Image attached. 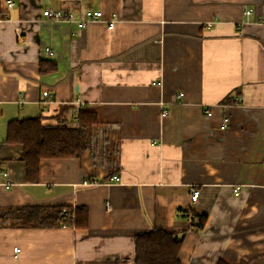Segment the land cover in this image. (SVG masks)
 <instances>
[{
  "label": "crops",
  "instance_id": "obj_1",
  "mask_svg": "<svg viewBox=\"0 0 264 264\" xmlns=\"http://www.w3.org/2000/svg\"><path fill=\"white\" fill-rule=\"evenodd\" d=\"M11 1L0 0V208L82 205L87 223L0 225V264H134L135 236L154 227L182 236L181 264H264V0ZM243 6L254 13L237 25ZM45 8L118 20L78 28ZM79 110L97 116L89 147L41 159L28 182L8 122ZM187 208L207 215L201 229Z\"/></svg>",
  "mask_w": 264,
  "mask_h": 264
},
{
  "label": "trees",
  "instance_id": "obj_2",
  "mask_svg": "<svg viewBox=\"0 0 264 264\" xmlns=\"http://www.w3.org/2000/svg\"><path fill=\"white\" fill-rule=\"evenodd\" d=\"M53 69V65L40 70ZM237 101V99H236ZM228 97L222 103L236 102ZM63 112V110H62ZM97 122L94 112L79 110L74 120L42 125L39 116L14 119L8 122L5 141L22 146V160L28 182H36L41 159L78 158L90 145L91 126ZM65 208L66 215L62 209ZM190 219V227L198 230L204 226L207 215L191 208L181 210ZM64 219V220H62ZM84 227L87 208L70 206L32 205L0 208V225L12 228ZM182 236L152 228L134 238V264H181L178 259Z\"/></svg>",
  "mask_w": 264,
  "mask_h": 264
},
{
  "label": "built area",
  "instance_id": "obj_3",
  "mask_svg": "<svg viewBox=\"0 0 264 264\" xmlns=\"http://www.w3.org/2000/svg\"><path fill=\"white\" fill-rule=\"evenodd\" d=\"M6 5L8 7H11L13 5L11 0H6ZM254 13V9L250 7L243 6L242 7V18L240 19L239 22H237V25H241L244 21L243 18H247L249 15H252ZM41 15L49 21H64L67 22L68 24H75L78 28H83L85 27L88 23L94 22V21H103L107 23V28L108 30H112L114 27V23L118 20V16L115 13L110 14L108 19H104V14L101 10H83L81 13L78 15H75L72 11L69 10H64V9H51V8H45L42 10ZM215 18L212 21L206 22V26L210 27L214 22ZM260 23H264V18L259 20ZM45 53L48 55H51V50L49 48L44 49ZM47 92H43V95H46ZM179 96H183V92L179 93ZM22 98L23 96L20 95ZM21 103V101H19ZM166 114V111H162V115ZM206 114L211 115V111H207ZM228 121L227 117L223 118V125L225 126ZM2 177H6L7 174L5 172L0 173ZM118 176L117 175H112L110 180L111 181H118ZM96 180L92 181H84V184H96ZM4 186H8L9 182L4 181L2 182ZM199 191L198 190H193L191 194V200L194 201L198 197ZM238 194V190H236L235 195ZM109 206L107 205V208ZM14 253L17 255L19 252L18 248L13 249Z\"/></svg>",
  "mask_w": 264,
  "mask_h": 264
},
{
  "label": "rangeland",
  "instance_id": "obj_4",
  "mask_svg": "<svg viewBox=\"0 0 264 264\" xmlns=\"http://www.w3.org/2000/svg\"><path fill=\"white\" fill-rule=\"evenodd\" d=\"M110 178H111V177H110ZM109 182H117V181H111V180H110ZM97 183H98V182H97ZM62 212H63V215L65 216V215H66V210H65V208L62 209ZM62 220H64V219H62ZM64 225H65L64 223H61L59 228H67V227H65Z\"/></svg>",
  "mask_w": 264,
  "mask_h": 264
}]
</instances>
